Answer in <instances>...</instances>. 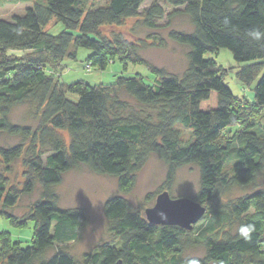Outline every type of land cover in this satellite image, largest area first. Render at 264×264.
<instances>
[{
  "label": "trees",
  "instance_id": "obj_1",
  "mask_svg": "<svg viewBox=\"0 0 264 264\" xmlns=\"http://www.w3.org/2000/svg\"><path fill=\"white\" fill-rule=\"evenodd\" d=\"M85 1H38L22 15L0 19V133L21 138L11 147H0V216L15 225L27 218L35 221L31 246L22 248L0 235V264H264V126L256 122L264 110V72L250 105L233 96L221 67L203 58L207 52L229 50L235 62H249L237 79L250 86L264 67V40L253 41L246 34L264 31V0H163L175 9L169 16L183 13L192 25L191 32H169L171 40L187 48L188 64L181 76L149 64L138 54V45L99 32L139 16L146 28L155 29L165 17L162 5L153 2L140 12L147 0H108L92 8ZM53 20L64 28L57 35L46 30ZM78 49L91 52L85 63L99 71L111 59L124 66L142 64L156 81L148 85L134 75L117 77L108 86L63 84V62L76 60ZM16 51L30 53L21 58L11 54ZM17 106H28L38 118L35 130L10 121ZM177 125L191 131L188 143L182 142ZM234 126L239 129L224 137ZM58 131L67 133L68 144ZM26 145L30 157L25 165L31 173L19 190L8 185L4 174L23 156ZM42 154H47L45 163ZM151 155L167 165V190L176 168L197 166L199 189L192 199L209 210L201 218L203 228L193 226L191 235L202 246V257L181 254L191 230L152 225L121 196L110 197L103 206L116 242L103 243L80 260L61 248L48 254L55 244L76 240L88 221L82 209L59 207L55 187L66 172L85 165L92 173L115 177L118 190L127 193ZM260 174L262 188L237 199L228 210L212 207L231 188L255 184ZM36 183L40 200L26 217L17 218L10 210ZM246 224L255 226L247 241L238 234ZM233 225L235 232L225 231Z\"/></svg>",
  "mask_w": 264,
  "mask_h": 264
},
{
  "label": "rangeland",
  "instance_id": "obj_2",
  "mask_svg": "<svg viewBox=\"0 0 264 264\" xmlns=\"http://www.w3.org/2000/svg\"><path fill=\"white\" fill-rule=\"evenodd\" d=\"M44 0H0V19L10 20L14 15L24 14L27 6H31L35 2ZM108 0H87L86 7L104 6ZM153 2L162 5L165 9V17L157 22L155 29H148L142 24V17L126 19L119 25H107L99 29L102 36L113 39V37H122L125 40L139 46L138 54L149 64L164 70L168 75L181 74L187 68V48L175 43L169 38V32L172 30L180 32H191L192 25L189 18L183 13L169 16L175 10L165 6L163 0H147L140 8L149 7ZM182 9V8H177ZM48 34L57 35L64 30L61 24L55 25V20L46 27ZM29 51L11 52L18 57H25ZM90 51L78 49L76 60H65L63 68L60 71V80L63 84H70L76 81H83L90 86H108L112 84L117 77H132L139 75L148 85H153L156 76L142 64L126 63L123 65L119 60L112 59L109 61L104 71L91 67L86 70L85 60ZM205 60H213L220 69L225 73L224 83L228 86L235 98L246 100L250 105L254 103V86L264 72V67L256 75L254 82L250 85H244L237 79L239 70L249 62L237 63L234 61L232 54L227 49H220L216 52H207L203 55ZM48 74L50 72L46 70ZM68 99L76 102L77 97L68 95ZM10 121L19 125L30 126L33 130L38 125V118L33 115L28 106L15 107L9 117ZM259 128L264 126V110L256 119ZM179 131L182 142L188 143L191 140V131L188 128L177 125L175 127ZM239 129V126L227 128L223 136L228 137ZM59 136L63 138L66 144L69 142L68 135L65 131H58ZM21 141L19 137L8 136L0 133V147H11ZM26 150L23 156L11 165V169L5 172V176L9 186H13L19 190L23 188V184L27 178L26 175L31 172L25 165V161L30 157ZM40 149L39 144L35 145V153ZM47 154H42L41 159L45 163ZM2 164L0 163V168ZM167 165L156 155H151L146 161L143 168L136 174L135 183L131 191L127 193L118 190L117 179L108 175H98L92 173L85 165H77L63 175L62 181L55 187V191L59 197L60 208H78L82 209L87 216V224L79 230L78 238L74 241L57 245L49 251L52 254L57 249H62L69 253L76 260H80L84 253L93 252L99 245L103 243L116 242L115 236L110 232V223L103 213V206L107 199L113 196H121L125 198L135 209L144 214L145 209L154 205L156 196L159 192L166 189ZM263 187V177L260 174L255 184L247 188H231L226 191L220 199L212 203V207L224 208L237 201V199L252 194L256 190ZM199 189V170L196 165H183L176 168L173 182L168 191L172 199L180 197L192 198ZM40 200V188L36 183L30 194H20L16 206L10 210L17 218L26 217L30 208ZM1 205V200H0ZM206 206L205 213H208ZM250 214L253 210H250ZM203 219L198 221L194 228L198 225L199 229L203 228ZM35 221L27 218L22 225H15L9 219L0 216V235L9 237L12 243L25 248L33 244ZM236 226L226 228L225 231L235 232ZM193 230V229H192ZM192 230L188 232V236L184 239V248L182 256L184 258L202 257L204 250L198 241L191 235ZM189 241V242H188ZM264 249V244H263Z\"/></svg>",
  "mask_w": 264,
  "mask_h": 264
},
{
  "label": "water",
  "instance_id": "obj_3",
  "mask_svg": "<svg viewBox=\"0 0 264 264\" xmlns=\"http://www.w3.org/2000/svg\"><path fill=\"white\" fill-rule=\"evenodd\" d=\"M205 208L192 198L172 199L167 191L160 193L152 207L145 209L148 223L157 226H176L191 230L205 214Z\"/></svg>",
  "mask_w": 264,
  "mask_h": 264
},
{
  "label": "clouds",
  "instance_id": "obj_4",
  "mask_svg": "<svg viewBox=\"0 0 264 264\" xmlns=\"http://www.w3.org/2000/svg\"><path fill=\"white\" fill-rule=\"evenodd\" d=\"M253 41L264 40V31L259 29H252L246 34ZM255 231V226L253 224L241 225L238 229L239 237L244 240H250L252 233Z\"/></svg>",
  "mask_w": 264,
  "mask_h": 264
},
{
  "label": "built area",
  "instance_id": "obj_5",
  "mask_svg": "<svg viewBox=\"0 0 264 264\" xmlns=\"http://www.w3.org/2000/svg\"><path fill=\"white\" fill-rule=\"evenodd\" d=\"M87 69H88V70L90 69V66H89V65H86V70H87Z\"/></svg>",
  "mask_w": 264,
  "mask_h": 264
}]
</instances>
